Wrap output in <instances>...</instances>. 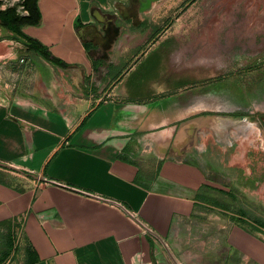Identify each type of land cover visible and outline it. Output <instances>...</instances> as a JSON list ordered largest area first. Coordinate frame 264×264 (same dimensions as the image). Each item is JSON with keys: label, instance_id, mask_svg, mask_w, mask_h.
<instances>
[{"label": "crops", "instance_id": "0c3cea01", "mask_svg": "<svg viewBox=\"0 0 264 264\" xmlns=\"http://www.w3.org/2000/svg\"><path fill=\"white\" fill-rule=\"evenodd\" d=\"M167 1L37 0L21 30L64 65L0 26V162L37 176L0 166V264H264L261 122L225 134L156 97L155 48L97 104Z\"/></svg>", "mask_w": 264, "mask_h": 264}, {"label": "rangeland", "instance_id": "374dc122", "mask_svg": "<svg viewBox=\"0 0 264 264\" xmlns=\"http://www.w3.org/2000/svg\"><path fill=\"white\" fill-rule=\"evenodd\" d=\"M159 16L144 21L139 48L117 60L106 88L140 51L155 48L140 68L166 87L156 97L182 95L189 119L201 116L225 134L247 118L253 131L258 122L264 129V0H168Z\"/></svg>", "mask_w": 264, "mask_h": 264}, {"label": "trees", "instance_id": "16d2710c", "mask_svg": "<svg viewBox=\"0 0 264 264\" xmlns=\"http://www.w3.org/2000/svg\"><path fill=\"white\" fill-rule=\"evenodd\" d=\"M21 1L23 8L27 11V14L20 15L15 7L7 8L4 10L0 9V26L9 29L12 32L23 37L26 40L28 47L34 50L35 52H37L38 54L48 58L51 61L64 65L62 61L51 55L47 47H45L44 45H42L40 42L33 39L32 37H29L23 33L21 28L24 24H39L40 13L37 5V0H21ZM1 3L2 0H0V5ZM111 70L113 71L112 67L109 65L105 75H108L109 77L113 76L115 74V70L113 71V73ZM8 237L10 241H12V247H13L14 236H12V234L11 235L9 234Z\"/></svg>", "mask_w": 264, "mask_h": 264}, {"label": "water", "instance_id": "95a60500", "mask_svg": "<svg viewBox=\"0 0 264 264\" xmlns=\"http://www.w3.org/2000/svg\"><path fill=\"white\" fill-rule=\"evenodd\" d=\"M160 34V33H159ZM154 41V40H153ZM151 41V43L153 42ZM144 53V50L140 51L139 54L126 66V68H124L121 73L117 76V78H115V80H113L111 82V84L108 86V88L105 90V92L103 93V95L101 96V98L98 100L97 104L103 100L106 96V94L108 93V91L116 84V82H118L129 70L130 68L135 64V62L138 60V58ZM0 166H5V167H8L10 169H13V170H18L17 168H15L14 166L12 165H9V164H5V163H2L0 162ZM19 171V170H18ZM25 175H31V174H27L25 172H22V171H19ZM32 177L34 178H37V176H34V175H31ZM41 179V177H40Z\"/></svg>", "mask_w": 264, "mask_h": 264}]
</instances>
